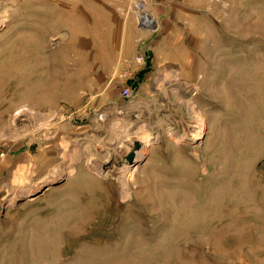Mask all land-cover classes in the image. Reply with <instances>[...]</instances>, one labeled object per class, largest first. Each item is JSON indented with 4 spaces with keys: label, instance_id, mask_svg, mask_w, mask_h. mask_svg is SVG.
Returning a JSON list of instances; mask_svg holds the SVG:
<instances>
[{
    "label": "rangeland",
    "instance_id": "1",
    "mask_svg": "<svg viewBox=\"0 0 264 264\" xmlns=\"http://www.w3.org/2000/svg\"><path fill=\"white\" fill-rule=\"evenodd\" d=\"M178 1L136 122L90 0H0V264H264V0Z\"/></svg>",
    "mask_w": 264,
    "mask_h": 264
},
{
    "label": "crops",
    "instance_id": "2",
    "mask_svg": "<svg viewBox=\"0 0 264 264\" xmlns=\"http://www.w3.org/2000/svg\"><path fill=\"white\" fill-rule=\"evenodd\" d=\"M135 1L137 0H90L89 5L92 18L95 20H105V30L116 29V33H120L117 36V41L111 45V50L113 48L115 54L117 53L114 59H124L125 56L120 53L124 51L130 52V54H128L129 57L133 56L134 53L135 55H144V63L148 61L150 57L152 59V65L150 64L148 66L149 68L151 66V70L146 72L149 68L145 69V67L137 76L138 83L136 92L131 100L119 99L118 95L116 96L113 91V88L106 90V93L99 94L102 99L103 97L107 99L105 104L113 110V116L122 114V111L133 106L132 102L136 101L137 122L141 119L140 114L144 111L142 109H147L149 103L153 100L156 101L160 98V95L166 94L165 91H156L160 75L166 78L169 74V69L175 68L180 73L185 64L179 62L184 59L182 56L177 58L167 53L162 54V51H167V48H163L160 44H157V36L166 29L167 21L171 19V14H179L178 9L172 11L168 4L173 2L178 3L179 1L145 0L144 11L141 12L135 10ZM172 9L174 8L172 7ZM118 60H112L111 64L116 63ZM118 67L119 65H117L116 70H118ZM113 70L116 71L115 69ZM139 102L143 104L142 107L138 105ZM144 131L147 132L148 128H145ZM138 135L141 134L137 132L136 136ZM151 147V145L145 142L140 155L148 157L151 153ZM144 148H146V150ZM142 152L144 154H142Z\"/></svg>",
    "mask_w": 264,
    "mask_h": 264
},
{
    "label": "built area",
    "instance_id": "3",
    "mask_svg": "<svg viewBox=\"0 0 264 264\" xmlns=\"http://www.w3.org/2000/svg\"><path fill=\"white\" fill-rule=\"evenodd\" d=\"M144 2L145 0H137L134 3L135 10L138 12L144 11ZM144 55L138 54L135 57V61L140 64L144 62ZM138 72L132 74L127 70L122 73L123 76L122 86L120 87L119 93L120 96L125 100H131L135 96L136 85L138 83Z\"/></svg>",
    "mask_w": 264,
    "mask_h": 264
},
{
    "label": "water",
    "instance_id": "4",
    "mask_svg": "<svg viewBox=\"0 0 264 264\" xmlns=\"http://www.w3.org/2000/svg\"><path fill=\"white\" fill-rule=\"evenodd\" d=\"M127 146V152L125 153L124 157V161L128 164L133 165L135 162L137 164L142 162V160L144 159L143 157H145V155L142 157V155H140L141 150L143 148V144L140 143V141L138 140H133L132 143H126ZM137 152H139V154L137 155ZM3 211V207L0 205V215L2 214Z\"/></svg>",
    "mask_w": 264,
    "mask_h": 264
},
{
    "label": "bare ground",
    "instance_id": "5",
    "mask_svg": "<svg viewBox=\"0 0 264 264\" xmlns=\"http://www.w3.org/2000/svg\"><path fill=\"white\" fill-rule=\"evenodd\" d=\"M121 126H122V125H121ZM118 130H119V129H118ZM133 140H138V139L135 138V139H132V140H130V141H128V140H126V141H128L129 143H132ZM126 141H125V142H126ZM139 141H140V143H141V142L143 143V140H139ZM137 155H138V152H137ZM53 170H54V169H53ZM53 170H52V171H53ZM54 171H55V170H54ZM54 173H55V172H54Z\"/></svg>",
    "mask_w": 264,
    "mask_h": 264
},
{
    "label": "trees",
    "instance_id": "6",
    "mask_svg": "<svg viewBox=\"0 0 264 264\" xmlns=\"http://www.w3.org/2000/svg\"><path fill=\"white\" fill-rule=\"evenodd\" d=\"M147 63V62H146ZM148 64V63H147ZM142 72V71H141ZM141 72H139L138 74H140Z\"/></svg>",
    "mask_w": 264,
    "mask_h": 264
}]
</instances>
